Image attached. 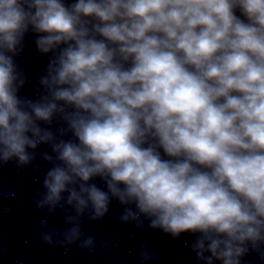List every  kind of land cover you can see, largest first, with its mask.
<instances>
[{"label":"clouds","instance_id":"1","mask_svg":"<svg viewBox=\"0 0 264 264\" xmlns=\"http://www.w3.org/2000/svg\"><path fill=\"white\" fill-rule=\"evenodd\" d=\"M38 158L35 207L69 225L42 220L46 245L92 250L83 218L116 200L122 223L194 235L197 264H264V0H0V167Z\"/></svg>","mask_w":264,"mask_h":264}]
</instances>
